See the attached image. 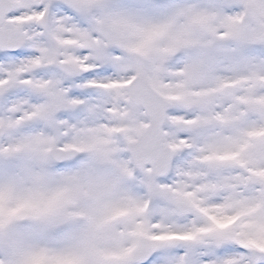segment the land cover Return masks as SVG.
<instances>
[{
  "label": "snow or ice",
  "instance_id": "obj_1",
  "mask_svg": "<svg viewBox=\"0 0 264 264\" xmlns=\"http://www.w3.org/2000/svg\"><path fill=\"white\" fill-rule=\"evenodd\" d=\"M0 264H264V0H0Z\"/></svg>",
  "mask_w": 264,
  "mask_h": 264
}]
</instances>
